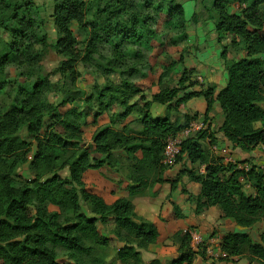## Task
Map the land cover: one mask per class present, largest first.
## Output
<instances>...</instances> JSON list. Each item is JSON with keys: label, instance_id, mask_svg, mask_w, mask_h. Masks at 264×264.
I'll use <instances>...</instances> for the list:
<instances>
[{"label": "trees", "instance_id": "obj_1", "mask_svg": "<svg viewBox=\"0 0 264 264\" xmlns=\"http://www.w3.org/2000/svg\"><path fill=\"white\" fill-rule=\"evenodd\" d=\"M193 2L213 20L218 45L227 38L219 54L226 83L217 92L215 86L191 90L194 84L187 82L192 70L183 67L176 87H162L181 64L179 58L159 73L147 99L145 89L131 80L146 61L140 43L144 36L155 35L153 27L159 22L171 23L175 37L166 38L161 46L167 43L183 51L180 46L187 33L180 4L174 0H53L50 22L56 37L51 43L46 19L34 0H0V264H161L157 259L144 262L140 251L163 240H170L167 249L177 254L166 264H192L196 256L192 234L183 225L186 217L180 208L170 202L168 217L149 221L137 216L132 202L163 183L170 185L169 199L182 178L199 185L197 194L185 186L180 189L195 215L217 207L221 218L237 226L259 224L258 241L245 232L225 233L219 244L221 260L246 256L248 264H264V170L223 165L202 144L209 137L213 144L209 113L216 104L222 117L218 131L232 148L248 152L264 147V0H212L211 6L205 0ZM230 6H236L237 12L230 13ZM190 20L200 21L197 11ZM72 24L83 34L81 48L76 46ZM228 46L240 47L245 56L227 62ZM49 51L63 59L46 71L44 57ZM133 54L138 58L132 59ZM78 63L96 80L103 78L93 84L90 94L77 87L82 73ZM115 74L118 82L110 78ZM51 92L57 100L50 101ZM192 98L205 101L206 128L180 142L176 163L185 157L190 167L169 176L170 166L162 162L165 142L198 114L171 121L168 112ZM81 99L89 107L96 102L90 123L74 104ZM152 103L165 106V115L153 117ZM113 105L121 111L110 119L132 117L141 127L137 134H127L126 125L120 131L99 126L98 119ZM22 127L24 136L19 133ZM122 160L128 162L121 174L127 183L124 188L121 180L105 173L106 168L119 172ZM22 164H27L33 177L19 182L15 175ZM196 164L203 166L201 172L191 168ZM244 181L253 194H244ZM82 204L93 217L82 211ZM109 216L113 235L123 243L111 263L98 252L108 241L96 225ZM60 256L68 261H60Z\"/></svg>", "mask_w": 264, "mask_h": 264}, {"label": "rangeland", "instance_id": "obj_2", "mask_svg": "<svg viewBox=\"0 0 264 264\" xmlns=\"http://www.w3.org/2000/svg\"><path fill=\"white\" fill-rule=\"evenodd\" d=\"M193 2V0H190ZM36 6L39 8L40 16L46 19V34L48 37L49 42H53V40L56 37L55 30L51 24V11H52V3L53 0H34ZM174 3L180 4L182 7L185 5L187 12H186V26L185 30L187 33V40L183 43H181L180 49L183 47L184 50L175 51V47L172 45L169 46L166 43V47L161 46L162 41H165L166 38H174V27L171 23L169 24H163L162 22H159L157 25L153 27V31L155 35L153 37L144 36L142 42L140 43L142 50L146 56V61L148 65H146V61L139 65V71L131 78V80L138 86H141L145 89L144 96L147 99H150V92L149 90H153L156 88V78L159 75L160 72L163 71V69L166 68V65H168L171 61H177L179 58L182 59L181 64L176 66L174 68L171 75L166 77L162 82V87H176L177 81L180 78V73L182 68H186L188 70H192V74L190 76V79L187 83L194 84L195 87L199 89L200 86H215L217 87L221 81H222V71L224 69V63L222 59L220 58L219 54L223 48V46L227 45V38H223L221 43L218 45V50L215 52L210 46L209 38H212V35H214V39L216 37V34L214 32V26H213V20L207 19V14L201 10V7H195L194 5V11H197L199 14V22L197 24H194L191 20V13L189 12V0H174ZM194 3V2H193ZM212 0H205V4L207 6H211ZM184 10V9H183ZM228 11L230 13L237 12L236 6H230ZM185 16V14H184ZM71 30L73 32L74 37L76 38V46L78 48H81L80 45L83 41V34L79 30L76 24H72ZM211 35V36H210ZM195 39V40H194ZM204 39L203 41H201ZM200 40V41H199ZM194 41V42H193ZM225 58L227 62H230L235 59H239L245 56V52L240 49V47H230L228 46L227 52L225 54ZM137 54H133L132 59H137ZM63 59L62 56L57 55L53 51H49L47 56L44 57V66L45 70H51L54 68L59 60ZM221 62L222 65L219 67L216 72H219L215 75H213V79L206 71L205 67L210 66L209 64L218 63ZM150 67V69H149ZM78 69L82 71L81 76L79 77L77 81V87L81 88L85 91L86 94H90L92 91V86L95 82L102 83L103 78H98L96 80V77L90 73V71L83 69L80 63H78ZM223 69V70H222ZM110 78L116 82H118L119 77L115 74L110 76ZM56 77L52 78V81H55ZM196 88V89H197ZM197 89V90H198ZM191 90H194L193 88ZM216 91V89H215ZM56 93L51 92L49 93V99L50 101L57 100ZM75 106L82 109L83 112H85L86 120L92 121V116L95 113L97 107L96 102H94L91 107L87 106L83 103V99L77 100L74 102ZM264 106V105H263ZM161 106L158 103H152L150 112L153 117H155V111L156 109L160 108ZM121 111V108L117 105H113L111 108L108 109L105 114L101 115L98 119V124L100 127L109 126L114 130L120 131L122 126H127V134H137V132L140 130V124L138 121H131L132 117H128L126 119H121L119 117H116L113 121L110 119V116L113 114H117ZM178 111V109L176 110ZM176 111L173 109H170L168 114H176ZM197 113L198 116L196 119L191 121V123H202L203 122V116L201 113L198 112H191L189 113L190 116ZM177 118L179 120H182L183 114L177 113ZM213 116V123L211 126V129L209 130V134L214 138L213 144H210L209 140L211 137L206 138L205 140H202L203 146L211 153L213 156L220 159L221 163L223 165H236L238 168H241L243 170L249 169L251 166H255L258 169L264 170V147L263 146H256L252 150L248 152H244L239 148H232L231 145L224 139L221 132L218 131V127L221 123L222 117L219 113H214L212 111ZM47 122V119H45ZM205 125L203 129H205ZM202 129V130H203ZM20 134L23 136L26 135L25 128L22 127L19 131ZM115 155H121V152H115ZM184 160H186L185 157L181 159L179 162H175L174 165L170 166L168 168V172H171V176H175L176 173L181 170L184 167H187L184 165ZM128 162L125 160H122V165L120 166L119 172L115 171L114 169L110 170L111 173H118V176L116 175L117 180H121V186L125 187L126 182L121 179V174L124 172V165H127ZM192 169L195 171L201 172L203 170V166L196 164L191 166ZM109 170V169H107ZM64 175H66V172H63ZM33 177V174L29 171L27 164H22L19 166L15 179L17 181H26L30 180ZM186 182L189 181L185 178ZM242 181V179L240 178ZM19 181V182H20ZM187 184L183 182V178L178 183V190L179 194L181 195V187L185 186L186 190L188 192H193L195 189L192 186L187 187ZM146 191V190H145ZM243 192L245 195L253 194L254 189L250 187V185L244 181L243 182ZM142 195V194H141ZM145 195L154 196V193L151 192V190L148 191V193H145ZM184 195V194H182ZM140 196V195H139ZM185 196V195H184ZM81 201V200H80ZM186 201V200H185ZM136 208V206H135ZM188 209L185 210L187 212ZM82 211L89 217H93L87 207L82 204ZM136 213V211H135ZM137 214V213H136ZM138 217L140 215L137 214ZM161 217V216H158ZM156 217V218H158ZM189 217L191 219H195V215L193 212L190 211ZM217 217V216H215ZM155 218V219H156ZM186 219L188 221V217L186 216ZM209 220L210 218L207 217ZM147 220V219H146ZM154 220V219H153ZM152 219L149 221H153ZM224 220L221 218V214L219 218L216 220L217 222L215 225L219 228L217 229L215 225H212V228L208 230V237H213L216 233L224 232L222 230V226L224 225ZM97 228L102 236L107 239L108 244L105 247H99L98 252L101 253L102 256H104L105 261L107 263H111L115 260V253L116 251L123 246V243L116 239V237L112 233V229L114 226L113 223V217L109 216L107 221L105 223L100 222L99 220L96 222ZM184 227L189 229V231L192 234V249L195 254L198 255V259L193 262L192 264H205L206 260H212V263L214 264L216 260H220L223 258V255L219 252H213L214 247L211 248L212 250L207 249V245L205 244V240L203 241L200 237V229L198 228L199 225H193V223L186 222V220L183 223ZM259 224L254 225L251 228H244L245 233L249 234L254 239H258V230ZM225 231L228 228H223ZM170 240H163L159 242L155 246H149L146 250H141V255L144 262H148L152 259H157L160 261L161 264H166L169 260L175 258L177 254L175 252H172L171 249H167V246H171ZM196 258V257H195ZM60 261H68L66 257L60 256ZM244 263L248 264L246 256H242L241 259ZM116 262V261H115ZM251 264H258L257 262H252Z\"/></svg>", "mask_w": 264, "mask_h": 264}, {"label": "crops", "instance_id": "obj_3", "mask_svg": "<svg viewBox=\"0 0 264 264\" xmlns=\"http://www.w3.org/2000/svg\"><path fill=\"white\" fill-rule=\"evenodd\" d=\"M189 12L192 14L193 13V9H194V3L192 1L189 0ZM183 9H184V14H185V19H186V12L187 9L185 7V5H183ZM187 22V19H186ZM211 36V35H210ZM195 40V39H194ZM204 39H202L201 41H203ZM200 41V40H199ZM209 43L211 44V48L217 52L218 50V43L216 42V37L214 39V35H212V38H209ZM194 42V41H193ZM210 66H206L205 69L208 72V74L211 76V78L213 79V75L219 73L216 72V70L219 69V67L222 65L221 62L218 63H213V64H209ZM223 70V69H222ZM114 81V80H113ZM116 82V81H114ZM100 83V82H98ZM226 83V72L225 70L222 71V81L221 83L216 87V92L219 91L221 88L224 87ZM197 87H193L194 90ZM160 105V104H159ZM152 106V104H151ZM161 107L156 109L155 111V117H162L165 115V106L160 105ZM205 101L203 98H192L189 101H187L183 106L178 108V111H176L177 109L171 108L173 110L176 111V114H189L191 112H198L203 114L205 111ZM151 109V108H150ZM212 111L214 113H219L220 114V109L218 108V106L216 104L213 105L212 107ZM212 111L209 113V116H212ZM176 114H169V118L171 121L177 120V115ZM88 123H90L89 120H87ZM184 165L187 167H190V164L187 160H184ZM109 169V170H107ZM112 170L111 168H106L105 169V173L106 175L114 180H117L116 175L118 176V174L115 173H111ZM167 175L171 176V172H167ZM183 182L186 183L187 187L192 186L195 190L192 192V194H197L199 191V185L197 183L194 182H186L185 178H183ZM122 187V186H121ZM124 188V187H122ZM151 192L154 193V196H149V195H145V193H148L149 189L142 192L139 195L135 196L132 198V202L134 204L135 211L138 215H140L141 218L147 219V220H153L158 216H161L162 218H166L170 215L171 213V205L170 202L175 203L180 210L182 211V213L185 215V217H188V221L185 218L186 222H190L193 223V225H199V229H200V237L202 238V240H205V244L208 246L206 251L208 250H212L211 248H215L213 249V252L219 251V244L221 242V239L223 237V235L227 232H243L244 228L237 226L235 223H233L232 221L228 220V219H224L221 222H223V226L221 227L222 230L224 232H220V233H216L213 237H208L209 234L208 230L212 228V225L214 226L215 223L217 222L216 220L219 218L220 216V211L217 209V207H210L209 209H207L206 211H204L203 213L199 214V215H195V219H191L189 217V213L190 211L193 212V205H191L188 201L186 200V195H180L179 192H177L176 190H178V188L171 194L170 198L167 199L168 194L170 193V185L168 183H163V184H156L154 185V187L152 189H150ZM191 193V192H190ZM187 210L188 214L185 212V210ZM217 216V217H215ZM207 217H209L210 219L208 220ZM184 220V221H185ZM184 223V222H183ZM215 227L217 229H219L216 225ZM228 228L226 231L223 228ZM210 231V230H209ZM253 240L258 241V239H254L253 237H251ZM195 251V249H194ZM174 252V251H172ZM196 258L194 259L193 262H195L198 259V255L195 256ZM241 257H230L228 259H224V260H216L214 264H243L244 262L242 260H240ZM212 260H206L205 264H209L212 263Z\"/></svg>", "mask_w": 264, "mask_h": 264}, {"label": "built area", "instance_id": "obj_4", "mask_svg": "<svg viewBox=\"0 0 264 264\" xmlns=\"http://www.w3.org/2000/svg\"><path fill=\"white\" fill-rule=\"evenodd\" d=\"M204 127V123H189L187 127L177 133L174 137H170L166 140L163 153H162V162L167 166H172L175 164L178 153H179V144L180 142L201 131ZM221 253V251H220ZM222 254V253H221ZM223 255V254H222Z\"/></svg>", "mask_w": 264, "mask_h": 264}]
</instances>
